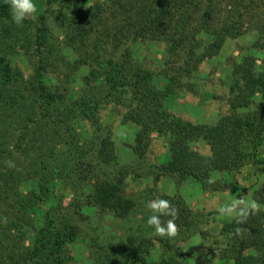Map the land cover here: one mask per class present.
<instances>
[{"label":"trees","instance_id":"obj_1","mask_svg":"<svg viewBox=\"0 0 264 264\" xmlns=\"http://www.w3.org/2000/svg\"><path fill=\"white\" fill-rule=\"evenodd\" d=\"M48 1V13L36 27L27 19L22 26L12 23L6 0H0V264H71L69 246L89 219L85 208L134 222L140 203L126 193L129 176H150L154 182L170 178L175 185L191 180L207 188L213 174L232 175L253 161L261 164L264 59L259 71L255 60L244 56L233 63L237 93L229 113L213 124L186 121L165 108L166 99L187 87L186 80L217 56L227 39L253 29L259 36L255 45L264 54V16L252 15L264 7L261 0ZM142 41L165 46L161 87L155 82L159 74L132 57L128 45ZM63 49L73 53L74 61ZM27 56L38 64L24 78L16 61ZM59 65L64 76L57 75L56 85L47 84L44 74L48 69L55 73ZM72 74L81 78L74 98ZM109 103L123 109L122 124L137 129L131 151L138 166L145 162L152 133L166 139L169 159L161 164L146 160L145 174L120 164L112 132L99 116L100 107ZM73 119L86 124L83 134L73 128ZM198 140L208 155L192 148ZM6 161L15 166L9 168ZM260 171L264 176V166ZM24 183L33 188L23 192ZM66 195L71 198L64 205ZM157 198L175 209L174 217H161L162 224L173 220L175 236L151 235L147 212L142 221L149 233L132 228L124 237L96 242L92 264H184L173 253L172 241L184 242L196 230L203 234L198 230L202 221L178 194ZM257 198L262 210L251 208L243 223L233 219L220 227L215 244L220 242L221 258L232 264H264V185ZM155 242L171 254L150 263Z\"/></svg>","mask_w":264,"mask_h":264},{"label":"rangeland","instance_id":"obj_2","mask_svg":"<svg viewBox=\"0 0 264 264\" xmlns=\"http://www.w3.org/2000/svg\"><path fill=\"white\" fill-rule=\"evenodd\" d=\"M48 2V0H34L36 11L27 20L36 27L39 17L48 13ZM259 3L264 4V0L259 1ZM262 10L264 11V7H259L255 9L252 15H255L257 20L261 19L264 16ZM245 19H249V16L245 15ZM56 34L58 35L57 32ZM258 37L255 30L248 29L245 34L238 38L227 39L219 54L207 59L200 65L198 73L186 80L187 87L166 99L165 108L175 116L196 124H213L221 116L227 115L229 103L238 89V80L232 74L233 63L244 56V58L255 60L256 70L262 69L264 54L255 45ZM61 39L62 37L58 35V41ZM128 46L132 52V57L138 64L159 74L155 82L161 87L165 83V79L160 71L168 58L163 43L142 41L130 43ZM62 53L69 62L74 61L75 56L72 52L63 49ZM36 60L34 56L17 58L16 65L24 78L33 74V68L38 64ZM62 70L61 65L54 70L55 73L48 69L44 74V81L47 84L56 85L58 83L57 75L61 78L64 76V73H61ZM79 73L82 74L84 71ZM69 85L72 88L70 90L71 97L74 98L81 87L80 74H72L69 77ZM122 114L123 109L114 103L103 104L99 110L102 124L112 132L118 162L122 165L136 167L138 173L144 172V174L147 173L145 169L147 163H165L169 159L166 139L152 133L145 162L143 165H137L136 156L131 151L137 129L132 124H122L120 122ZM71 123L77 133L83 134V128H86V124L81 119H73ZM62 148L60 147V149ZM192 148L203 155L209 154L207 146L201 140L195 142ZM258 159L261 164L253 163V161L235 174H213L210 180L211 184L207 188H202L198 183L191 180H185L179 185H175L170 178H162L158 182H154L150 176L137 178L129 176L126 180V193L140 203L135 221L130 223L114 217L111 213L85 208L83 212L89 219L81 225L83 230L81 236L69 246V253L72 257L71 264H92L90 255L97 252L95 244L98 241L107 243L112 236L124 237L132 228L138 231L143 227L146 229L144 233H149L148 226L145 227L142 221L144 215L147 214L144 207L145 202L161 195L172 196L174 194H178L192 213L199 216L202 223L198 230H202L203 234L197 233L196 230L184 242L175 243L172 241L173 253L177 252L178 259H182L184 264H196V261H209L210 264H232V261L221 258L218 249L220 242L215 244L221 225L235 219L232 215L222 213L221 209L237 200H242L249 205L254 204L255 207L252 208L254 210L263 209L262 200L257 198V191H260L264 185V176L260 171L264 166V152L260 153ZM53 186L59 188L57 182H54ZM31 188H33L31 183L22 185L23 192ZM90 190L91 188L87 187V191ZM70 198V195L65 196L64 205L70 202ZM52 201L54 202L55 199L53 198ZM37 217L34 216L35 219ZM31 240L32 236L30 235L26 238L25 244L29 245ZM176 248H179L183 253L182 256ZM170 254V251L155 242L147 260L150 263H155Z\"/></svg>","mask_w":264,"mask_h":264},{"label":"clouds","instance_id":"obj_3","mask_svg":"<svg viewBox=\"0 0 264 264\" xmlns=\"http://www.w3.org/2000/svg\"><path fill=\"white\" fill-rule=\"evenodd\" d=\"M6 2L9 7L11 22L18 26H22L23 22L36 11L34 0H6ZM6 164L9 168L15 166L12 161H6ZM144 207L150 213L145 223L146 226L152 229L151 235H158L160 237L175 236L176 228L173 220L169 219L165 223H161V217L175 216V209L168 200L155 198L145 202ZM254 207V204L249 205L242 200H237L222 208L221 212L234 216L236 223L241 224L246 219L249 210ZM236 231L239 232L240 229L237 228Z\"/></svg>","mask_w":264,"mask_h":264}]
</instances>
